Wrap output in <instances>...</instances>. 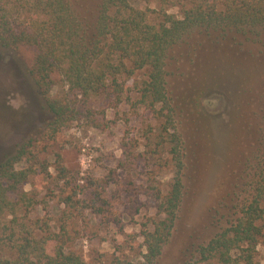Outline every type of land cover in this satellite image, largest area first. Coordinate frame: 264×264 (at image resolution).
I'll use <instances>...</instances> for the list:
<instances>
[{
	"label": "rangeland",
	"instance_id": "1",
	"mask_svg": "<svg viewBox=\"0 0 264 264\" xmlns=\"http://www.w3.org/2000/svg\"><path fill=\"white\" fill-rule=\"evenodd\" d=\"M71 1L93 20L97 0ZM149 5L158 11V3ZM166 11L178 15L179 8ZM195 47L181 42L167 61V87L182 142L183 196L160 254L146 263L142 233L153 229L152 220L164 217L155 190L166 194L176 171L170 147L160 138L161 119L135 102L136 85L147 70L119 76L129 83L135 105L76 96L59 73L53 74L50 95L70 101L76 114L49 137L52 115L29 72L33 48L0 45V162L23 140L37 141L36 168L46 165L48 170L23 186L32 198L29 218L49 231L66 227L68 247L83 264L192 263L198 244L233 221L251 198L250 174L264 113V48L249 42L242 49L227 43ZM57 155L69 169L65 180L57 178ZM74 190L80 192L74 199H86L90 206L66 208L62 197ZM102 200L103 211L96 213ZM256 250L257 263L264 264V221ZM6 256L13 253L0 249V257Z\"/></svg>",
	"mask_w": 264,
	"mask_h": 264
},
{
	"label": "trees",
	"instance_id": "2",
	"mask_svg": "<svg viewBox=\"0 0 264 264\" xmlns=\"http://www.w3.org/2000/svg\"><path fill=\"white\" fill-rule=\"evenodd\" d=\"M150 2L158 3V11ZM169 6L178 7V15L167 12ZM181 42L194 50L195 44L208 43L242 49V44L249 42L264 48V0H97L93 20L71 0H0V45L5 49L33 48L29 72L52 115L49 137L76 114L70 101L50 95L53 74L59 73L64 86L76 96H101L116 104L135 105L129 83L119 76L147 70L146 79L136 85L135 102L161 119L160 138L170 147L176 171L166 194L155 190L164 217L152 220L153 229L142 233L146 263L160 254L183 196L182 142L166 79L169 53ZM261 120L250 174L251 198L233 221L198 244V258L189 264H258L256 247L264 221V113ZM36 146L35 139L23 140L0 162V249L13 253L0 257V264H83L82 256L68 247L71 233L66 227L49 231L29 218L32 198L23 186L41 170H48L46 165L37 170ZM55 169L58 179L68 177L69 169L60 155L55 158ZM78 193L74 190L62 197L66 208L76 203L90 206L86 199H74ZM104 203L102 200L96 213L103 211Z\"/></svg>",
	"mask_w": 264,
	"mask_h": 264
}]
</instances>
